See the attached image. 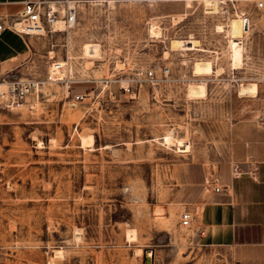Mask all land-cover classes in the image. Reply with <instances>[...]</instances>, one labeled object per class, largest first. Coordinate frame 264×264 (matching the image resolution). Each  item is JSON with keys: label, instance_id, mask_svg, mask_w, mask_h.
<instances>
[{"label": "rangeland", "instance_id": "374dc122", "mask_svg": "<svg viewBox=\"0 0 264 264\" xmlns=\"http://www.w3.org/2000/svg\"><path fill=\"white\" fill-rule=\"evenodd\" d=\"M255 3L73 0L74 22L33 35L8 77L37 85L0 106V264H264V243L207 246L178 221L264 159Z\"/></svg>", "mask_w": 264, "mask_h": 264}, {"label": "crops", "instance_id": "0c3cea01", "mask_svg": "<svg viewBox=\"0 0 264 264\" xmlns=\"http://www.w3.org/2000/svg\"><path fill=\"white\" fill-rule=\"evenodd\" d=\"M22 7L23 0H0V14L15 13ZM32 41L33 35H23L9 28L2 29L0 70L1 66H10L4 69L5 74L10 75L15 72L13 67H23ZM249 165L256 167V172L251 173L254 175L243 172L231 176L229 183L228 179L226 182L217 179L212 191L200 198L199 205L194 209V226L195 236L202 244L252 247L264 243L263 240L253 241L246 237L254 225H259L261 235L264 234V159L252 161ZM217 184L226 186L224 190L216 192L214 186Z\"/></svg>", "mask_w": 264, "mask_h": 264}, {"label": "built area", "instance_id": "2783aa9c", "mask_svg": "<svg viewBox=\"0 0 264 264\" xmlns=\"http://www.w3.org/2000/svg\"><path fill=\"white\" fill-rule=\"evenodd\" d=\"M71 0H23V7L18 12H5L0 14V31L4 28H9L17 33L23 35H44L47 33L55 32L60 29L58 26H69L70 23L76 20L75 6ZM73 1V0H72ZM256 7L261 8L264 5L263 0H256ZM247 19L248 15L243 14ZM62 66H56L61 68ZM60 72H54L53 77L62 79L59 75ZM151 73V70H149ZM8 77V75L6 76ZM2 78L6 83L5 89H0V106L12 107L19 106L25 99L26 95L30 93L37 85V81L30 78ZM69 86V83L67 84ZM81 93H75L73 100L82 98ZM233 176H238L240 171L238 166L234 165ZM226 185L217 184L214 186V190L222 191ZM194 219L193 209L187 207L184 208L179 215V224L187 227L192 224Z\"/></svg>", "mask_w": 264, "mask_h": 264}, {"label": "bare ground", "instance_id": "6f19581e", "mask_svg": "<svg viewBox=\"0 0 264 264\" xmlns=\"http://www.w3.org/2000/svg\"><path fill=\"white\" fill-rule=\"evenodd\" d=\"M72 3H73V1H70V5H72ZM248 22H249V20H248ZM242 27H244V29L245 30H249V24L247 25V27L245 26V23H244V20L242 21ZM62 24H59L58 26L60 27ZM56 69H58V68H56ZM53 74H51V76H52ZM55 75V74H54ZM2 84V83H1ZM3 86V85H2ZM93 138V137H92ZM92 138L90 137V141H92ZM84 141V143H86L85 141L86 140H83ZM195 217V216H194ZM194 220V219H193ZM193 222V221H192ZM191 226V225H190ZM184 227V226H183ZM144 254H145V256H144V259H145V263H147V264H149L150 263V254H151V251L150 250H145L144 251Z\"/></svg>", "mask_w": 264, "mask_h": 264}, {"label": "water", "instance_id": "95a60500", "mask_svg": "<svg viewBox=\"0 0 264 264\" xmlns=\"http://www.w3.org/2000/svg\"><path fill=\"white\" fill-rule=\"evenodd\" d=\"M244 23H245V26L247 27V19L246 18H244ZM151 250V254H150V261H151V263H152V258H153V249L152 248H150ZM145 251V250H144Z\"/></svg>", "mask_w": 264, "mask_h": 264}, {"label": "trees", "instance_id": "16d2710c", "mask_svg": "<svg viewBox=\"0 0 264 264\" xmlns=\"http://www.w3.org/2000/svg\"><path fill=\"white\" fill-rule=\"evenodd\" d=\"M237 239H238V238H237ZM238 240L241 241L242 239L239 238Z\"/></svg>", "mask_w": 264, "mask_h": 264}]
</instances>
